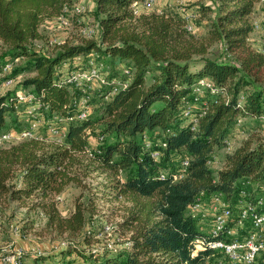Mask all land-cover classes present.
I'll return each mask as SVG.
<instances>
[{
    "label": "trees",
    "instance_id": "obj_1",
    "mask_svg": "<svg viewBox=\"0 0 264 264\" xmlns=\"http://www.w3.org/2000/svg\"><path fill=\"white\" fill-rule=\"evenodd\" d=\"M76 1L0 0V72L2 61L16 57L25 58L33 72L0 93V133L18 123L16 115L24 105L15 102L20 90L46 106V118L65 117L76 95L63 75L78 66L74 61L82 55L105 56L128 84L108 98L106 92L97 93L94 117L54 120L53 125L64 129L60 139L44 133L0 145V210L30 200L49 224L74 233L86 227L93 200L121 202L125 214L119 226L125 237L115 247L89 250L92 264H206L219 251L203 248L192 254L193 242L205 234L189 215L196 197L219 192L234 203L242 189L264 185V136H249L230 151L224 149L227 138L244 134L246 118L258 126L264 120V53L247 41L254 29L251 14L260 0H214L207 7L212 12L209 28L203 25L208 29L201 37L186 29V15L177 9L135 12L133 4L144 0H92L97 39L60 43L50 55L35 49L32 42L43 38L41 24ZM217 40L237 63L207 54ZM200 78L211 81L217 92L204 89L196 95L193 87ZM194 97L197 125L190 129L182 108ZM97 132L100 140L93 147L89 136ZM143 134L165 141L157 161L142 148ZM218 149L225 153L214 170L209 161ZM175 156L188 159L185 175L177 181L160 178L165 162ZM92 172L106 179L101 187L82 182V175ZM69 184L82 191L72 211L62 216L55 196ZM71 250L68 246L57 256L26 253L21 264H52L50 259L63 264ZM251 264H264V253Z\"/></svg>",
    "mask_w": 264,
    "mask_h": 264
},
{
    "label": "rangeland",
    "instance_id": "obj_2",
    "mask_svg": "<svg viewBox=\"0 0 264 264\" xmlns=\"http://www.w3.org/2000/svg\"><path fill=\"white\" fill-rule=\"evenodd\" d=\"M78 3L83 5L82 12L75 13L70 8L65 15V22H60L53 18L41 24L40 31L43 33V38L36 39L32 42L35 49L50 55L60 43L66 41L77 42L83 38H98L99 29L97 26V19L92 14V9L94 7L92 0H77L73 5ZM214 3V0H151L149 3H146L144 0L134 3L132 7L135 12L160 10L164 7L177 9L185 13L187 21L192 23L193 29L190 32H193L197 37H201L205 35L206 30L209 28L212 17V12L208 11L207 7L214 6ZM198 7H200V11L195 12ZM251 22L257 23L258 27L252 29L248 35L247 41L254 49L264 53V0H260L256 3L254 11L251 14ZM204 24L208 25V28H204ZM207 54L220 60L227 59L237 63L235 55L228 51L223 45V42L219 40L213 41L208 46ZM99 58L102 59L101 57ZM99 58L98 60H100ZM13 59L15 60L13 61L11 71L7 72L1 70L0 72V93L17 87L24 78L33 75L30 63L27 62L25 58L16 57ZM13 59L8 58L2 61L1 67L6 61ZM102 60L104 68L102 72L104 75L114 77L118 72L117 66L114 67V70L113 67L109 66L106 60ZM75 61H80V59H76ZM81 62V66L83 67L85 59L83 58ZM72 69H75V67H72ZM117 75L120 79L122 78L120 74ZM71 89L75 90L76 99L78 100L77 106H81L82 104L81 102L79 103L80 98L87 96V104L89 106L88 117H94L98 107L99 97H97V93H103L102 91H104V89L99 88L98 90L95 84H92L90 87L86 86L84 91L74 88L73 86ZM25 106L24 104L20 109H25ZM37 113L36 119L38 120V127L33 130L32 136H39L44 133L53 135L49 130V124L52 125L54 120L46 118V114L44 111L41 113L40 109ZM16 117L18 121L17 125L15 122V124L8 129L14 131L13 138L1 141L0 145H8L18 141L20 130L34 119V117L26 116L23 111L19 112ZM8 122H12V119H9ZM243 128V135L237 133V135H233L231 137L232 139H230L234 147L249 136L253 138L264 136V120H262V124L258 126L257 122L246 118ZM100 135L101 133L97 132L89 136L91 146L94 147L99 143ZM156 137L157 135H150L153 141ZM224 153L225 151L223 149L217 150L215 159L211 164L212 169L216 170L221 166ZM179 160V157L176 156L169 159L165 162L163 167L164 170L170 172L175 171L180 163ZM105 181L106 179L103 178L102 174L99 175L95 172L87 176L82 175V182L92 188L95 186L101 187ZM242 187L245 186L243 185ZM81 191V187L75 184H69L60 194L55 196L58 210L62 216H67L72 211L74 198L77 197ZM86 193L85 189L82 196H85ZM98 193L99 192H97V194ZM93 201L94 202L90 204V206L93 205L94 212L88 216L86 227L82 231L74 233L59 231L53 225L49 224L46 215L39 207L31 208L30 200L27 201L26 205L13 202L9 206L1 208L0 264H21V257L26 253L57 256L68 246H70L72 250L70 254L64 256V261H62L63 264H92L93 260L90 258L88 253L89 250H95L97 247L102 246L115 247L121 243L122 239L125 237L119 226L125 214V204L117 201H110L105 198H98ZM233 210L235 212V208ZM207 217L209 219V215ZM205 225V228H202L203 231L209 229V225ZM85 236L87 237L85 238ZM50 260L52 264L55 263L52 259ZM225 262V257L218 252L215 253L206 264H225Z\"/></svg>",
    "mask_w": 264,
    "mask_h": 264
},
{
    "label": "built area",
    "instance_id": "obj_3",
    "mask_svg": "<svg viewBox=\"0 0 264 264\" xmlns=\"http://www.w3.org/2000/svg\"><path fill=\"white\" fill-rule=\"evenodd\" d=\"M150 1L145 0L146 3ZM71 10L75 13L82 12L83 5L79 3L75 4ZM66 12L55 19L60 22H65ZM185 27L188 31L193 29V25L189 21L186 22ZM257 27L258 24L254 23V28ZM91 53V56L85 61L83 67L78 64L75 69L68 70L64 73V80L69 86L84 91L86 86L90 87L92 84H95L98 90L99 88L104 89L102 92H106L105 98H108L118 89L128 84V80L120 79L118 76L108 77L104 75L102 72L104 70L103 60L99 58L97 53ZM14 60L6 61L2 66V70L7 72L11 71ZM123 73L129 74L128 68H124ZM204 89H209L211 93L217 92V88L211 81L200 78L194 85L193 92L199 95ZM16 97V105L21 103L26 105L25 109H23L25 115L34 117L27 126L20 130V140L32 137L33 130L38 127V120L36 119L37 112L40 109L42 113L46 109V106H43V109L40 103L33 101V95L25 90H20ZM87 101V96H84V98H80L79 100V103H82L81 106H77L78 100L75 98L65 117L53 116L51 120H57L61 123L84 120L89 115ZM196 102L197 99L194 97V102L186 101L182 108V116L190 123V129H196L197 125L198 114L194 111L197 105ZM240 121L241 119L237 120V125ZM49 125L51 133L58 139L62 138L64 129H60L53 124ZM13 136L14 131H4L0 133V142L10 140ZM165 145L163 139H155L153 141L147 134H143L142 136V148L149 151L155 161L161 156L160 147H164ZM231 148L232 142L227 138L224 149L225 151H230ZM212 161L210 160L209 163L211 164ZM187 165L188 159L182 158L175 171L170 172L161 169L158 176L160 178L170 177L172 181H177L185 175ZM203 195L200 194L196 197L194 203L189 207V215L196 220L201 228H205V224H207L209 225V229L205 231V234L195 239L192 254L196 253L199 249L207 248L221 252L228 258L231 264H251L254 262L264 253V185L254 190L242 189L234 203L225 200L219 192L212 193L208 203L204 200ZM234 208L235 212L233 210ZM208 215L211 218L209 217L208 219ZM126 244L129 245L130 242L126 241Z\"/></svg>",
    "mask_w": 264,
    "mask_h": 264
},
{
    "label": "crops",
    "instance_id": "obj_4",
    "mask_svg": "<svg viewBox=\"0 0 264 264\" xmlns=\"http://www.w3.org/2000/svg\"><path fill=\"white\" fill-rule=\"evenodd\" d=\"M91 54L92 53H88V54H85V55H82L79 59H80V61H75V63L76 64H82V62L81 61H83V58L85 59V61L91 56ZM99 57H101L102 59H104L105 60V56H101V55H99ZM83 65H85V63H83ZM118 68H120V67H118ZM211 196H212V193L211 194H204L203 195V198H204V200L208 203L209 201H210V199L209 198H211ZM210 217V216H209ZM211 218V217H210ZM263 232H264V230H263Z\"/></svg>",
    "mask_w": 264,
    "mask_h": 264
}]
</instances>
